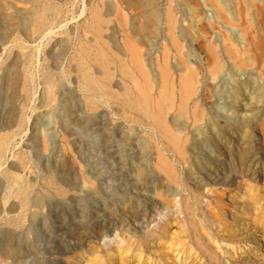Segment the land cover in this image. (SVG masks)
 Returning a JSON list of instances; mask_svg holds the SVG:
<instances>
[{
	"label": "rangeland",
	"instance_id": "374dc122",
	"mask_svg": "<svg viewBox=\"0 0 264 264\" xmlns=\"http://www.w3.org/2000/svg\"><path fill=\"white\" fill-rule=\"evenodd\" d=\"M5 1L14 8L31 6L30 0ZM171 1L160 0L161 33L159 39L144 49L137 46L135 40L129 39L127 23L132 12L122 9L118 0H38L37 14L45 16L48 29L33 33L30 38L16 32L10 33L4 48L0 47V74L14 53L21 56L17 102L13 107L4 108V99L0 94V123L6 122L7 113L13 118V125L0 131V137L8 141L4 155L0 153V233L19 234L15 235L14 246L21 247L24 253L7 261L0 257V264H167V240L176 234L177 228L170 226L162 235V224L166 220H176L180 228L188 227L194 231L196 227L203 228L200 232L203 233L204 242L213 246L211 251L204 252L198 238L191 236L193 243L190 244L195 246L190 252L192 256L186 259L183 250L177 255V261H183L182 264H210L204 257L215 254L219 256L217 264H264V209L260 212L261 220L257 221L254 218L256 210L243 207V202L250 195H260L264 208V72L246 71L253 77L255 88L259 86L260 97L259 100L257 97L253 100L243 97L247 101L245 110L236 113V109H233V99L229 97L231 80L217 82L220 89L213 96L227 106L226 115L245 124L243 130L246 134L242 135L243 138L235 131L237 133L231 138L230 145L232 154L226 156L220 153L218 159L211 161V178L215 176L220 179L224 171L229 173L234 167L239 171L243 169L244 173L246 170L254 172L253 178L246 175L232 178L231 182H213L216 180L214 178L205 187H196L185 174L190 154L186 147L188 135H182L186 140L182 150L169 147L165 133L160 128L148 126L141 118L138 101L143 95L140 97L136 86L145 88L146 94L152 98H158L159 92L150 81L147 65L142 62V74V68L129 62L130 49L126 37L138 48L143 59L144 52L148 53L149 60L145 59V63L147 60L152 62L157 84L161 85L163 81L161 70L167 68V84L170 85L165 93L170 95L169 104L173 101L172 105L177 106V78L180 72L173 61L181 57L186 44L177 33V23L171 24L166 18L168 9L174 14ZM201 1L188 0L201 8L203 23L210 31L205 40L206 47L215 49L216 54L220 55L227 46H217L211 28L214 25L220 27L221 23H216L213 18L208 20L210 13ZM106 2H112L117 8L114 14H104ZM258 3L264 10V4ZM0 8L5 12L12 11L2 0ZM217 9L216 12L220 13L221 10ZM179 14L176 13L175 19L180 18ZM252 17L254 23L260 21L257 14L254 13ZM221 19L222 22L226 21L225 18ZM233 23L244 30L245 24L241 20L236 19L232 26ZM181 24H187L185 19ZM218 27L216 29L225 33V29ZM62 40L67 45L66 53L57 65H53L49 54L57 51ZM227 56L224 53L219 56V65ZM145 73L148 81L144 80ZM148 85L150 88L147 89ZM63 86L76 96L75 116L86 118L87 130L73 132L71 143L61 132V127L66 123L59 105ZM160 90L163 91L162 88ZM129 95L135 101L132 105ZM187 104L188 123L191 124V120L197 113L204 112L205 107L197 94L190 96ZM130 106L137 109L138 116L132 117ZM68 122L72 126L71 120ZM105 123L110 128H120L113 136L115 139L101 132ZM52 130L57 131L55 138L52 137ZM121 132L133 138L125 147L119 140ZM136 138L148 144L146 152L139 149ZM53 141L55 150L51 151ZM78 144L85 148L83 153L78 151ZM242 146L247 148L244 150L247 162L243 163L239 161ZM38 155L40 162L36 160ZM63 155L70 164L69 176L80 181L78 188L71 191L73 201L67 207H61L57 199H50V209L46 207L34 217L33 208L28 210L27 200L16 197V187L23 182L29 184L31 191L27 196L31 198L42 190L41 183L46 180L43 164L52 165ZM12 163L18 167L16 182L8 180V175L13 173L10 167ZM138 166L150 175L145 185L137 184L133 179L132 174ZM83 177L86 178L84 183L81 182ZM166 186L173 187L176 193L166 191ZM248 187L252 188L251 191ZM231 195L234 196L232 199L229 198ZM219 202L220 207H217ZM13 203L14 210L7 208ZM131 203L141 211L145 210V215L135 220L132 211L125 210ZM212 208H215L214 211ZM216 213L222 217V223L214 217ZM234 214L237 217L231 218ZM16 223L26 229L19 231ZM224 227H227V231H222ZM84 231L86 237L82 236ZM102 232L106 234L100 238ZM152 233L153 236L149 237ZM177 240L187 242L188 238L180 235ZM197 246L202 251H197ZM216 247L218 249L215 251Z\"/></svg>",
	"mask_w": 264,
	"mask_h": 264
},
{
	"label": "bare ground",
	"instance_id": "6f19581e",
	"mask_svg": "<svg viewBox=\"0 0 264 264\" xmlns=\"http://www.w3.org/2000/svg\"><path fill=\"white\" fill-rule=\"evenodd\" d=\"M2 2L4 4H7L8 8L12 9V11L10 12H5L4 9L0 8V47H2V49L4 48V45L8 42L10 33L16 32L26 36L27 38H30L33 33L39 31L41 32L48 29L49 26H47V20L45 16L43 14H37L38 0H30L31 6L28 8L21 9L20 7L14 8L11 4H9V2L5 0H2ZM118 2L122 9L132 12V14L129 15L127 23L129 39L135 40L137 46L139 45V47H141L142 49H144L145 46L150 47L154 41L159 39L161 33L160 27L162 25L160 0H118ZM171 2V10L174 12V14H172L171 11H169L170 9H168L166 18L171 24L177 23V25L175 26L177 29V33L181 36V38L185 40L186 44V50L182 52L181 57L173 61V65L176 67V70L180 72L177 78L178 92L176 94L179 101L178 105L173 106V101H171V103L169 104V101L171 100L169 97L170 95H166L165 93L168 89V86L170 85L167 84V68H163V70H161V76L163 78V81L161 82V85L159 83L157 84L158 78L156 77L152 62L148 61V53H145L143 51L145 55V58L143 59L141 57L143 55H141V53L138 51V48L133 45L131 43L132 41L130 42L126 37V39L128 40V42L126 40V44L130 49L131 61L129 60V62L134 63L139 69L142 68V62L144 63V65H147V68L150 72V81L156 87V89L158 88L159 92L158 98H152L150 95L146 94L145 88L136 86V90L139 92L138 94H140V97L143 95V97H141L138 101V105L141 107V109L139 110L142 111V116L140 114L141 118L145 119L148 126H155V128L157 129L160 128L165 133L167 140L166 144L169 147L174 146L182 150L186 142L182 135H188L189 143L188 145H186V147L190 151V154L189 160L187 162L188 165L185 170L186 178L193 182L196 187H205L207 184H209V182H211V180H214L215 178V176H213L214 178H211L213 172L210 169L211 161L213 159H218L219 155H221L220 153H223V155L226 154V156L232 154L230 145L231 138H234L233 135L237 133L235 131H238V133H240V136L243 138L246 134V131L243 130L245 124L240 121L232 120L231 117L226 115L227 106L225 104H222L217 99L215 100L213 98L215 92L220 89L219 85H217L216 83L221 80H231V86L229 87V97L233 99L232 106L233 109H236V113H238L240 110H245V107H247V101L246 99L244 101V99H242L243 97L245 98L246 96L248 100H253L256 97L259 100L258 97H260L259 86L255 88V82L253 80V77H251V74L246 73V71L249 70L255 73L264 72V10L258 3L261 2L264 4V0L201 1L203 7L210 13L208 15V20H210L211 18L215 19L216 23H221V26L217 27L225 29V33H222L223 31L221 32L220 29H216V25L213 24V28L210 27L214 33V38L217 46H227V49L223 46L225 48H223V53L228 54V56L227 58H225L223 64L221 63L220 65L217 60L219 56L223 55V53L217 55L215 49H209L208 47H206L207 43L205 44V40L208 37V34H210V31L208 30V27L203 23L204 20L200 13L201 8L195 6L194 3L192 5L190 2H188V0H172ZM216 7L218 8L217 10H221L220 13L219 11L216 12ZM116 9L117 8L114 6V4H112V2H106L104 14L106 16L114 14ZM179 12L180 18L178 17L175 19L176 13ZM223 12L225 13L224 16ZM254 13L259 16L258 19H260V21L257 19V21H259L258 23H254V18L252 17ZM221 17L225 18L226 21L224 20L222 22L223 19H221ZM184 19L187 23L185 26L184 24H181L182 20ZM236 19L244 22V30H241V27L237 28V26L239 25H237L235 22L234 23L237 26L235 27L234 23V26H232L231 23ZM227 23H229L230 25ZM198 25L201 26V29L200 26L198 27ZM111 37L113 39L112 35ZM112 43L117 46L116 42L113 41ZM116 48L119 49L118 46ZM66 50V42L62 40L58 44L57 51L51 52L49 54L53 65H57L59 63L60 59H62V56L65 55ZM229 50L231 51V53H229ZM19 54L14 53L8 65H6V67L3 69L2 74H0V94H2L3 99L5 100L4 101L2 99L4 108H8L11 106L13 107L19 98V91L17 88L20 79V72L18 67L21 63V56ZM145 59H148L147 63H145ZM142 69V74H144V68ZM145 75V77L143 75L144 80L148 81V75L146 73ZM149 85L147 89L150 88ZM160 88L163 89L162 92ZM172 90L173 88H171V91ZM160 93L165 94L160 95ZM193 94H197V98L200 102L203 103L205 111L202 113H197V116H194L195 118L191 120L192 123L189 124V116L187 115L186 104L187 99L190 96H193ZM60 97L61 100L59 105L61 108V113L65 116L66 119V123L61 127V132L66 135V139L71 143L73 132L80 133L82 131L87 130L86 118H83L80 115V118H78L77 115L75 116L74 113L76 112L75 109L77 107L75 104L76 96L72 90L63 86L60 93ZM129 99L131 100L132 105L135 101L130 95ZM165 102H167V104H165ZM129 110H131L130 113L132 114V117L138 116V111H136L137 109L130 106ZM5 118L6 122L0 123V131L5 128H10L13 125V118L10 113L5 114ZM94 118L96 119L97 116H95ZM70 120L72 126L68 122ZM156 125L158 127H156ZM189 125L190 127L188 128ZM119 130L120 128H118L117 126L110 128L106 125V123L103 124L101 128V132H104L105 136L110 138L113 137L117 132H119ZM51 133L52 137L55 138L57 131L52 130ZM121 133L120 134L123 137L121 136L119 140L122 142L123 147H125V144L127 142H131L133 138L124 132ZM0 140V153L4 155V151H6L8 141L5 137H0ZM135 142H137V146L141 151L146 152V149H148L147 143L140 141L137 138L135 139ZM77 149L80 153H83L85 148L81 144H78ZM246 149V147L242 146L243 153H240L241 156L239 159L241 163L247 162V158L245 156L246 152H244V150ZM54 150L55 144L53 141L51 145V151ZM221 150L224 151L221 152ZM118 151L121 152V149L119 148ZM65 157V155L61 156L60 160H57L52 165L43 164V167H45L44 170H46L47 174L46 180L41 183L42 190L38 191L31 198L27 196L30 190L29 184L23 182L16 187V197L27 200L29 208L28 210H30V207H32L34 210L32 216L36 217L35 214L46 207H49L50 209V206L48 205L50 199H57L61 207H67V205L73 201L71 191L78 188V186L80 185V181L75 177L69 176L68 167L70 166V164H68ZM36 160L37 162H40L39 155L36 157ZM248 166L250 167L251 164L248 163ZM10 167L13 173L8 175V180L16 182V171H18V167L15 166V163H12ZM262 171L264 176V167L262 168ZM242 173H244L243 169L239 171V168L234 167L233 170H231L229 173L227 171H224L222 173L223 175L221 176V178H215L216 180L213 182H217V180H221L222 182H231L232 178L234 179L245 177L246 175L253 178V175L255 174L254 172H248V170H246L243 175ZM132 176L134 181L137 182V184L139 183L141 185H145L147 178L150 175L144 169L138 166L135 167ZM81 179V182L83 183L86 181V178L84 177ZM151 180L153 182L154 178L151 177ZM238 184V186L241 185L240 182H238ZM156 186L157 185L155 184V187ZM146 188L148 187L146 186ZM251 189L252 188L248 187V190L251 191ZM165 190L169 191L171 194L176 193L173 187L171 186H166ZM223 193L226 194V192ZM233 197L234 196L232 195L229 196V198L231 199ZM261 199L262 196L260 195H250L248 200L243 202V207L245 209L256 210L254 218L257 221L261 220L262 214H260V212L264 209L262 208ZM216 206L220 207V202L217 203ZM14 207L15 205L13 203L9 204L7 208H9L10 210H14ZM207 207L210 206L207 205ZM214 209L212 211H214ZM24 210L26 211V207ZM125 210H131L135 220L139 219L140 215H145V210L141 211L137 207V205L133 203L127 206ZM214 217H217L220 223H222V217L218 213H216ZM234 217H237V214L231 216V218ZM166 221L163 223L164 225L162 224V235L166 233L167 229L170 226L176 227L178 230L175 231L173 229L176 234L174 235V233H172V235L174 236L169 237L167 240L165 251L166 259H168L167 264H182L181 262L183 261H177V255L182 250V253H185L186 259L192 256L190 252L195 248V246L193 247L190 244L193 243L191 240V236H196L198 238V244H200V246L204 249V252L211 251L213 246H211V244L208 242H204L203 233L200 232V230L203 228L197 229L196 227L194 231L190 230L188 227L180 228V223L176 220H174L175 222L171 221L172 223ZM20 226V223H16V227H18L19 231L26 229H22V227ZM226 228L227 227H224L222 231H227ZM81 229L82 226L80 228V233ZM153 233L155 234L156 232L154 231ZM153 233L149 235V237L153 236ZM105 234V232H102L100 234V238L104 237ZM15 235L19 234H13L11 232L0 233V257L4 261H7L10 258H14L23 253L21 251V247L14 246V242L17 239ZM180 235L187 237V242L177 240V237H179ZM82 236L86 237V231L82 232ZM136 239L137 238H135V240ZM104 243L106 244V240H104ZM176 247L179 248L176 250ZM197 248L199 249H197V251H202L201 248H199L198 246ZM217 249L218 247H216L214 250L216 251ZM214 250L213 253H215ZM204 258L208 259V262L210 264H217L219 260V256L216 254L212 256L209 255L208 257L205 256Z\"/></svg>",
	"mask_w": 264,
	"mask_h": 264
}]
</instances>
